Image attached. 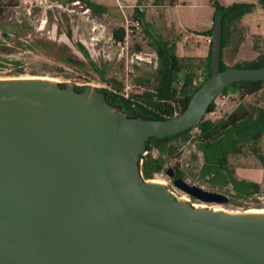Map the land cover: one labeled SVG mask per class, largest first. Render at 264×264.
<instances>
[{
  "label": "water",
  "instance_id": "1",
  "mask_svg": "<svg viewBox=\"0 0 264 264\" xmlns=\"http://www.w3.org/2000/svg\"><path fill=\"white\" fill-rule=\"evenodd\" d=\"M220 40L218 14L209 75L163 119L90 84L0 79V264H264V211L196 207L140 171L150 137L196 127L228 85L264 79V64L220 69Z\"/></svg>",
  "mask_w": 264,
  "mask_h": 264
},
{
  "label": "rangeland",
  "instance_id": "2",
  "mask_svg": "<svg viewBox=\"0 0 264 264\" xmlns=\"http://www.w3.org/2000/svg\"><path fill=\"white\" fill-rule=\"evenodd\" d=\"M85 1L0 0V79L41 77L58 83L90 84L146 104L144 92L154 89L156 69L163 61V54L156 48L160 45L159 37L175 44L174 59L193 74V81L203 78V61L210 41L201 33L212 25L213 0L140 5L142 29L129 35L125 31L123 41L116 40L113 31L125 29L127 23L136 19L133 14L137 0H89L104 7L89 6ZM216 1L225 6L232 0ZM254 2L257 5L258 1ZM263 51L264 8L257 5L237 23L232 42L224 49L223 61L228 66L251 62ZM239 103L264 107V84L250 95L221 93L214 110L204 117L217 120ZM198 131L193 128L185 136L171 140L173 153L160 155L155 148L147 151L163 162V168L146 180L165 183L177 198L196 207L229 212L264 211V161L252 150L255 147L264 157V135L228 159L237 178L260 183L258 191L239 196L230 185L218 189L199 176L203 158L196 147ZM173 166L179 167L180 176L188 183L220 192L227 196V202H202L175 187L166 174V169Z\"/></svg>",
  "mask_w": 264,
  "mask_h": 264
},
{
  "label": "trees",
  "instance_id": "3",
  "mask_svg": "<svg viewBox=\"0 0 264 264\" xmlns=\"http://www.w3.org/2000/svg\"><path fill=\"white\" fill-rule=\"evenodd\" d=\"M146 1V3H145ZM89 6L102 5L94 4L89 0L85 1ZM176 0H137L133 16L142 21L143 11L140 5L151 4L154 6L173 5ZM215 7L212 25L202 31L201 34L211 38L213 21L216 15L221 14V40H220V69L226 68L223 61L224 49L232 42L237 23L241 18L253 11L257 5L264 8V0H258L257 5L253 2H233L227 6L219 4L213 0ZM125 36L124 28L113 31V37L118 41H123ZM243 40L242 38L240 39ZM160 44L156 48L163 54V67L157 77L156 93L158 101L153 103V107L159 110L158 113L151 112V118L163 119L184 110L192 93L199 87L201 82L209 75L210 46L203 61V78L194 84L193 74L186 72L183 64H176L174 59V44H169L166 40L158 38ZM240 43V41L238 42ZM237 43V45H238ZM264 64V51L254 61L245 63H235L232 66L238 67H258ZM170 65V66H169ZM264 79L257 81L242 80L228 85L221 93L240 92L242 96L250 95L262 89ZM179 86V87H178ZM161 99L171 100L170 103H161ZM174 104L176 107H174ZM215 108L214 102L209 106L208 112ZM197 128L199 131L196 136V147L202 153L203 162L199 170V176L206 179L210 186L223 189L230 185L235 195L248 196L260 188V183L237 178L234 175V168L228 159L231 155L237 154L247 143L255 144L264 135V107L253 103L237 106L226 116L217 120L203 117L200 124L196 127L188 128L171 136L150 137L145 146L150 149L155 148L160 155L173 153L174 147L170 142L178 136H185L191 129ZM148 150V151H149ZM258 157L264 161L255 147L252 149ZM140 165L141 175L144 179L152 178L153 174L162 170V161L158 157H153L150 153L141 155ZM181 174V173H180Z\"/></svg>",
  "mask_w": 264,
  "mask_h": 264
},
{
  "label": "flooded vegetation",
  "instance_id": "4",
  "mask_svg": "<svg viewBox=\"0 0 264 264\" xmlns=\"http://www.w3.org/2000/svg\"><path fill=\"white\" fill-rule=\"evenodd\" d=\"M171 44H173V43H171ZM174 46H175V44H174ZM175 63L176 64H179L178 62H175ZM162 68L163 67L160 64L157 66L156 73H155L156 84H157V77H158L159 73L161 72ZM109 93H110L109 94L110 100L116 101L118 99L119 101H121L122 103H124L125 109H130V108L135 107V108L139 109L140 110V113H142V114H150L151 112H155V113H158L159 112L158 109H156L155 107H153V103L158 101L157 96L156 95L155 96H151V93H156V85H155L154 89H152L150 91H145L144 92V95H143L144 98L143 99L146 101V104H143V102H139V101L136 102L135 99H133L132 97H128V95H123V94L120 95L115 90L114 91H110L109 90ZM136 96H138V95H136ZM160 102L161 103H170L171 100L161 99ZM174 107H176L175 104H174ZM175 112H176V109L174 110V113ZM168 170H171V172H172V175L170 176L172 178V183H173L174 178H177V177L182 178L180 176L181 175L180 174L181 173V170L179 169L178 166H173V167L167 168L166 169V174H167V171ZM192 198H194V197H192ZM194 199H196V198H194ZM190 204L191 205H194V203H190Z\"/></svg>",
  "mask_w": 264,
  "mask_h": 264
},
{
  "label": "built area",
  "instance_id": "5",
  "mask_svg": "<svg viewBox=\"0 0 264 264\" xmlns=\"http://www.w3.org/2000/svg\"><path fill=\"white\" fill-rule=\"evenodd\" d=\"M142 29V27H141V21L139 20V19H133L130 23H127V25H126V27H125V31H126V34L127 35H129V34H132V33H135V32H138V31H140ZM209 41H211V38L210 39H208ZM196 82L194 81V84H195ZM217 99H218V97L213 101L214 102V104H215V106H216V103H217ZM176 113V112H175ZM174 113V114H175ZM148 151V150H147ZM147 151H145L144 153H143V155L147 152ZM141 162H142V159H141ZM141 164V163H140Z\"/></svg>",
  "mask_w": 264,
  "mask_h": 264
},
{
  "label": "crops",
  "instance_id": "6",
  "mask_svg": "<svg viewBox=\"0 0 264 264\" xmlns=\"http://www.w3.org/2000/svg\"><path fill=\"white\" fill-rule=\"evenodd\" d=\"M238 0H232V1H229L228 3H225V6H227V5H229V4H231V3H233V2H237ZM246 1V0H245ZM244 1V2H245ZM254 1V0H253ZM252 0L250 1V2H253ZM255 1H258V0H255ZM255 3V2H254ZM206 29H208V28H206ZM204 38H205V40L207 41L208 40V36H204ZM263 179H264V176H263Z\"/></svg>",
  "mask_w": 264,
  "mask_h": 264
},
{
  "label": "bare ground",
  "instance_id": "7",
  "mask_svg": "<svg viewBox=\"0 0 264 264\" xmlns=\"http://www.w3.org/2000/svg\"><path fill=\"white\" fill-rule=\"evenodd\" d=\"M201 207H204V206H201ZM249 211V210H248Z\"/></svg>",
  "mask_w": 264,
  "mask_h": 264
}]
</instances>
